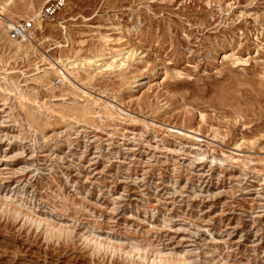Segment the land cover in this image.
<instances>
[{
  "label": "rangeland",
  "instance_id": "obj_1",
  "mask_svg": "<svg viewBox=\"0 0 264 264\" xmlns=\"http://www.w3.org/2000/svg\"><path fill=\"white\" fill-rule=\"evenodd\" d=\"M49 1L0 0V264H264V0Z\"/></svg>",
  "mask_w": 264,
  "mask_h": 264
},
{
  "label": "built area",
  "instance_id": "obj_2",
  "mask_svg": "<svg viewBox=\"0 0 264 264\" xmlns=\"http://www.w3.org/2000/svg\"><path fill=\"white\" fill-rule=\"evenodd\" d=\"M64 3L65 0H50L43 8V20L56 14V12L64 6ZM31 29H33L32 21L13 22L12 27L10 28V35L13 39H23L29 34Z\"/></svg>",
  "mask_w": 264,
  "mask_h": 264
},
{
  "label": "bare ground",
  "instance_id": "obj_3",
  "mask_svg": "<svg viewBox=\"0 0 264 264\" xmlns=\"http://www.w3.org/2000/svg\"><path fill=\"white\" fill-rule=\"evenodd\" d=\"M1 1H3V2H6V0H1ZM3 10H0V21L1 22H6L7 24H8V26H9V28H11L12 27V24L13 23H10L4 16H3ZM28 35H30V36H33L32 34H31V31L29 32V34ZM26 36V37H24L23 39H25V40H27L30 36ZM30 40V39H29ZM68 68V67H67ZM49 69H56V70H58V72H60V73H64V70L63 69H58V68H55V66L54 65H52L51 66V68H49ZM47 70H48V68H47ZM46 70V71H47ZM20 94V93H19Z\"/></svg>",
  "mask_w": 264,
  "mask_h": 264
}]
</instances>
